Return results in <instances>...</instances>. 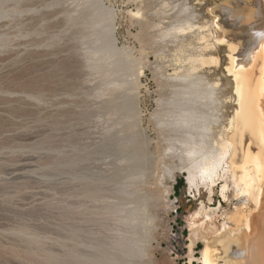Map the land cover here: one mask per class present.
I'll list each match as a JSON object with an SVG mask.
<instances>
[{
    "label": "rangeland",
    "instance_id": "1",
    "mask_svg": "<svg viewBox=\"0 0 264 264\" xmlns=\"http://www.w3.org/2000/svg\"><path fill=\"white\" fill-rule=\"evenodd\" d=\"M228 1L217 11L245 2ZM193 4L209 22L214 1ZM159 8L0 0V264H190L201 202L233 228V189L224 200L220 180L209 202L188 183L175 47L150 28Z\"/></svg>",
    "mask_w": 264,
    "mask_h": 264
},
{
    "label": "bare ground",
    "instance_id": "2",
    "mask_svg": "<svg viewBox=\"0 0 264 264\" xmlns=\"http://www.w3.org/2000/svg\"><path fill=\"white\" fill-rule=\"evenodd\" d=\"M193 1L157 0L162 17L150 28L175 47L170 86L186 127L190 188L200 193L204 186L212 202L223 180L221 196L229 200L232 188L239 205L230 212L233 228L226 229L227 222L218 230L215 210L201 202L188 224L190 264L199 241L201 264H264V0H245L237 10L226 0L220 4L226 13L217 11L221 0H213L209 22ZM221 74L230 78V89Z\"/></svg>",
    "mask_w": 264,
    "mask_h": 264
},
{
    "label": "trees",
    "instance_id": "3",
    "mask_svg": "<svg viewBox=\"0 0 264 264\" xmlns=\"http://www.w3.org/2000/svg\"><path fill=\"white\" fill-rule=\"evenodd\" d=\"M181 183H182V181H181Z\"/></svg>",
    "mask_w": 264,
    "mask_h": 264
}]
</instances>
